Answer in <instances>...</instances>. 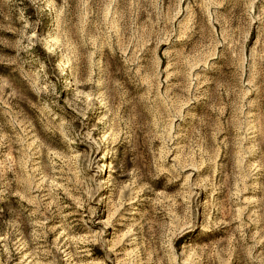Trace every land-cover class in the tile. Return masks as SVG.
I'll list each match as a JSON object with an SVG mask.
<instances>
[{
  "label": "rangeland",
  "instance_id": "1",
  "mask_svg": "<svg viewBox=\"0 0 264 264\" xmlns=\"http://www.w3.org/2000/svg\"><path fill=\"white\" fill-rule=\"evenodd\" d=\"M0 264H264V0H0Z\"/></svg>",
  "mask_w": 264,
  "mask_h": 264
}]
</instances>
